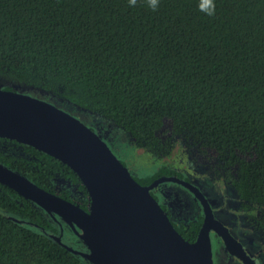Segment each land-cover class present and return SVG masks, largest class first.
Wrapping results in <instances>:
<instances>
[{
  "label": "trees",
  "instance_id": "obj_1",
  "mask_svg": "<svg viewBox=\"0 0 264 264\" xmlns=\"http://www.w3.org/2000/svg\"><path fill=\"white\" fill-rule=\"evenodd\" d=\"M199 2L0 0V87L111 125L156 159L180 150L212 161L209 178L234 190L264 247V0H214L212 16ZM0 163L87 210L86 188L58 159L0 137ZM180 173L164 163L133 177ZM202 221L172 223L193 242ZM55 223L0 183V264H91L56 240L73 246Z\"/></svg>",
  "mask_w": 264,
  "mask_h": 264
},
{
  "label": "water",
  "instance_id": "obj_2",
  "mask_svg": "<svg viewBox=\"0 0 264 264\" xmlns=\"http://www.w3.org/2000/svg\"><path fill=\"white\" fill-rule=\"evenodd\" d=\"M0 137L32 146L77 174L88 192V210L0 163V183L68 224L88 250L56 240L91 264H213L210 232L226 231L191 182L166 176L139 184L98 133L78 118L42 98L2 87ZM167 182L188 188L201 201L204 218L193 242L182 237L151 194Z\"/></svg>",
  "mask_w": 264,
  "mask_h": 264
},
{
  "label": "flooded vegetation",
  "instance_id": "obj_3",
  "mask_svg": "<svg viewBox=\"0 0 264 264\" xmlns=\"http://www.w3.org/2000/svg\"><path fill=\"white\" fill-rule=\"evenodd\" d=\"M92 127L99 130L97 132L101 135L99 127L97 128L95 127V125H92ZM107 131L109 134L107 133ZM107 131L103 135L105 139H109V137L107 136H109L110 134H112L113 136H115L116 134L112 131L111 128H109ZM203 162L204 166L202 170L204 171V174H202L201 176H196L195 179H191L186 177L185 175H182L178 178L191 182L198 188L199 192L206 198L207 204L210 207L212 213L213 220L221 227H223V229H225L226 231L225 235H222V233L216 231L210 232L212 241V263L264 264V247L262 244L256 241L255 234H252V232L254 231L244 226L243 221L240 218V213L236 210L238 202L236 201L237 196L234 193V190L225 186L224 183L211 180L212 177L209 178L208 171L206 169L207 164L209 163L206 161ZM210 162L211 164L213 163L212 161ZM197 178H200V180H197ZM222 187L224 189H222ZM152 191L154 193L155 199L158 201L161 207L163 208V205H165L168 209L171 222L175 221L173 219L175 216V208L174 205H172V207H168L167 202H169L170 199H173L178 203L182 201L185 203L189 202L190 205H192L191 203L194 202L195 205L192 206L195 208L197 207L196 213H202L204 218L201 201L196 198L194 193L188 188L174 182H167L158 185L157 187L153 188ZM163 202L165 204H163ZM75 204L80 206L79 203ZM88 208L89 203L87 205V210ZM46 215H50L52 218H54V216H52L51 214L47 213ZM55 217V224H59V226L61 227V233H63L64 229L66 228L69 234L66 236L68 242L72 243V245L76 247L75 249L77 250L87 251L88 249L82 244L76 232L73 231V229L71 231L70 226L66 224L60 217Z\"/></svg>",
  "mask_w": 264,
  "mask_h": 264
},
{
  "label": "rangeland",
  "instance_id": "obj_4",
  "mask_svg": "<svg viewBox=\"0 0 264 264\" xmlns=\"http://www.w3.org/2000/svg\"><path fill=\"white\" fill-rule=\"evenodd\" d=\"M69 114L78 118L84 124H86L91 129H93L96 133H98L97 131H99V130H97L96 128L94 129L92 127V125L93 126L95 125V127L98 128V123L95 122L96 119H90L91 122H86L80 116H76L72 113H69ZM109 127L111 128L112 126L109 125ZM99 129H100V132H101V129H104V131H107V129L103 128V127H99ZM112 131L116 134H115V136H113L112 134L107 136V137H109V139H105L99 133H98V135L107 143V145L110 147L112 152L116 155V157L121 162L125 163L130 174L134 177L145 176V175L149 174L151 171L157 169L159 165L166 163L168 165H171L172 167H176V169L179 172L183 173V175H185L186 177L191 178V179H195L196 176H201L202 174H204V171L202 170L203 164H204L203 161H206L209 164H211V162L204 157H200V159L198 157V159H196V161L200 162V163L194 164L190 161L191 157L189 155L185 154L183 157H181L182 154H181L180 150L177 152L173 151V153L169 157H166L163 159H156L155 157L149 155L148 153H146L142 150L136 149L134 146H132L129 143V141H127L128 140L127 136H123L121 134L118 135V133L115 130H112ZM107 133H108V131H107ZM205 179H206V177H205ZM197 180H200V178H197ZM168 184H170V183H168ZM222 189H224V188L222 187ZM167 203H168L167 204L168 207H170V206L172 207V205H174V208H175L174 215L175 216L173 219L176 222H178V221L188 222L190 219H192L194 217L195 214H197L196 213L197 207L195 208L192 206V205H195L194 202H192L191 203L192 205H190L189 202L185 203L182 201V202L178 203L177 201L175 202V200L170 199V201ZM163 204H165V203L163 202ZM186 204H188V205H186Z\"/></svg>",
  "mask_w": 264,
  "mask_h": 264
},
{
  "label": "clouds",
  "instance_id": "obj_5",
  "mask_svg": "<svg viewBox=\"0 0 264 264\" xmlns=\"http://www.w3.org/2000/svg\"><path fill=\"white\" fill-rule=\"evenodd\" d=\"M137 0H129V4L135 6ZM147 6L155 10L158 7V0H146ZM198 8L201 12H204L208 16L215 14L214 0H200Z\"/></svg>",
  "mask_w": 264,
  "mask_h": 264
}]
</instances>
